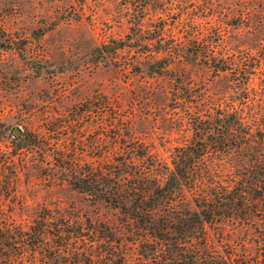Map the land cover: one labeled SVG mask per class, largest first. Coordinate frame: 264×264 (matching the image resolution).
I'll return each instance as SVG.
<instances>
[{
	"label": "rangeland",
	"instance_id": "rangeland-1",
	"mask_svg": "<svg viewBox=\"0 0 264 264\" xmlns=\"http://www.w3.org/2000/svg\"><path fill=\"white\" fill-rule=\"evenodd\" d=\"M188 146L206 152L157 246L112 184L136 165L161 184ZM0 180V264H183L192 232L264 264V0H0Z\"/></svg>",
	"mask_w": 264,
	"mask_h": 264
},
{
	"label": "trees",
	"instance_id": "trees-1",
	"mask_svg": "<svg viewBox=\"0 0 264 264\" xmlns=\"http://www.w3.org/2000/svg\"><path fill=\"white\" fill-rule=\"evenodd\" d=\"M154 64L157 65L156 72L158 74L162 73L167 67L166 62L163 60H157ZM231 121L224 122L226 131L233 125L234 122ZM182 150L183 152L173 159L174 168L171 169L168 166V173L163 177L161 184L157 180L152 182L153 184H150L151 181L145 179L146 171L143 168H139L137 165L135 170L130 169L128 171L126 168H123L122 174L115 177V182L111 181L113 178L111 179V177H108L103 171H98V173L95 172L92 178V180L102 181L106 186L110 184V182H113V194L115 196L118 195V198L121 199L118 201L119 204L123 206L127 204L131 206L134 205V208L138 207V209L142 210L148 217H146L147 219L142 215L139 216L136 213L134 214L137 215L139 219L146 220L145 226H142L141 229L147 233L150 232L154 237L160 233V236L158 235L159 237H156L155 241L157 242L156 245L161 247L164 241L167 240L163 234L166 229H164V226L155 223L156 213H164V211L167 210L168 212L165 214V220L171 217L169 216V212H171L174 205H176V200L173 198L181 194L180 190L182 183L185 182L188 184V181L189 183L193 181L190 175L192 168L197 159L206 152L205 148L201 150V148L196 149L192 146H188L186 149L183 148ZM127 179H129V183L123 182ZM190 215V219L196 220L199 228L202 229V221H209L212 219L213 214L207 213L206 210L203 209L197 212L193 211ZM10 218L11 215L0 205V255L5 256V258H13V250L17 247L15 244L17 241L14 243L15 235L12 234V223H9ZM191 235L188 236L190 238L185 240L187 241L186 243H189L191 249L189 253L183 254L182 258H180L181 262L183 261L182 259H184L183 264H226L221 257L206 258L201 252L200 247L196 245L194 241V239H198L197 232H192ZM33 236L37 239V244L43 242V232H37L35 235H31L30 239H33ZM23 243L22 247L25 248L28 243Z\"/></svg>",
	"mask_w": 264,
	"mask_h": 264
}]
</instances>
